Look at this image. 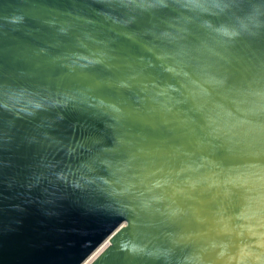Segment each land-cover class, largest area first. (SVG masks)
I'll return each instance as SVG.
<instances>
[{
	"label": "water",
	"instance_id": "obj_1",
	"mask_svg": "<svg viewBox=\"0 0 264 264\" xmlns=\"http://www.w3.org/2000/svg\"><path fill=\"white\" fill-rule=\"evenodd\" d=\"M264 264V0H0V264Z\"/></svg>",
	"mask_w": 264,
	"mask_h": 264
},
{
	"label": "bare ground",
	"instance_id": "obj_2",
	"mask_svg": "<svg viewBox=\"0 0 264 264\" xmlns=\"http://www.w3.org/2000/svg\"><path fill=\"white\" fill-rule=\"evenodd\" d=\"M108 244V240L103 242L82 264H89Z\"/></svg>",
	"mask_w": 264,
	"mask_h": 264
}]
</instances>
